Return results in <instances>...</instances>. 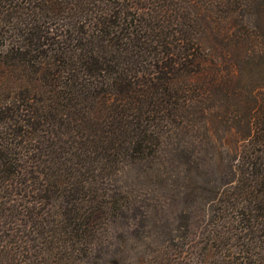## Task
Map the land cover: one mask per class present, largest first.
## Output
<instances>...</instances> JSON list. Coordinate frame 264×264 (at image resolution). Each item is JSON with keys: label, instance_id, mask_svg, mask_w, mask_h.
<instances>
[{"label": "trees", "instance_id": "16d2710c", "mask_svg": "<svg viewBox=\"0 0 264 264\" xmlns=\"http://www.w3.org/2000/svg\"><path fill=\"white\" fill-rule=\"evenodd\" d=\"M172 127L221 134L202 229L96 249ZM0 264H264V0H0Z\"/></svg>", "mask_w": 264, "mask_h": 264}, {"label": "rangeland", "instance_id": "374dc122", "mask_svg": "<svg viewBox=\"0 0 264 264\" xmlns=\"http://www.w3.org/2000/svg\"><path fill=\"white\" fill-rule=\"evenodd\" d=\"M220 146L221 134L206 138L201 130H193L183 135L172 127L163 135L157 155L129 164L113 174L107 188L112 198L121 204L128 201L130 208L100 231L96 249L99 246L107 254L118 250L122 253L145 251L142 244H132L134 235L142 238L156 234L163 239L167 231L180 229L186 217L190 231L199 232L206 220V201L210 194L196 199L193 193L199 179L216 178L208 166L212 156L214 159L212 150ZM218 151L222 161L221 148Z\"/></svg>", "mask_w": 264, "mask_h": 264}]
</instances>
